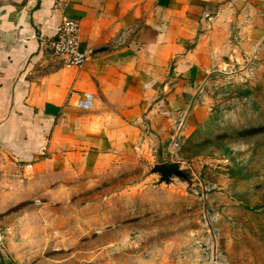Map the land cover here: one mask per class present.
<instances>
[{
    "label": "crops",
    "instance_id": "0c3cea01",
    "mask_svg": "<svg viewBox=\"0 0 264 264\" xmlns=\"http://www.w3.org/2000/svg\"><path fill=\"white\" fill-rule=\"evenodd\" d=\"M63 17L79 21L80 67L49 55ZM256 57L264 0H0V168L50 188L127 150L164 155L207 119L211 77Z\"/></svg>",
    "mask_w": 264,
    "mask_h": 264
},
{
    "label": "rangeland",
    "instance_id": "374dc122",
    "mask_svg": "<svg viewBox=\"0 0 264 264\" xmlns=\"http://www.w3.org/2000/svg\"><path fill=\"white\" fill-rule=\"evenodd\" d=\"M199 99L207 119L164 155L127 150L50 188L1 167L0 264H264V57ZM162 162L187 178L159 182Z\"/></svg>",
    "mask_w": 264,
    "mask_h": 264
},
{
    "label": "built area",
    "instance_id": "2783aa9c",
    "mask_svg": "<svg viewBox=\"0 0 264 264\" xmlns=\"http://www.w3.org/2000/svg\"><path fill=\"white\" fill-rule=\"evenodd\" d=\"M49 55L65 67H80L89 57V52L81 48L79 39V21L74 18L63 17L57 35L46 44ZM92 94L85 92L76 105L81 109H88L91 105ZM178 138L172 140L170 146L176 148Z\"/></svg>",
    "mask_w": 264,
    "mask_h": 264
},
{
    "label": "water",
    "instance_id": "95a60500",
    "mask_svg": "<svg viewBox=\"0 0 264 264\" xmlns=\"http://www.w3.org/2000/svg\"><path fill=\"white\" fill-rule=\"evenodd\" d=\"M151 172L159 175V182L169 183L173 177L186 179L187 174L181 169L178 162L154 163L151 166Z\"/></svg>",
    "mask_w": 264,
    "mask_h": 264
}]
</instances>
